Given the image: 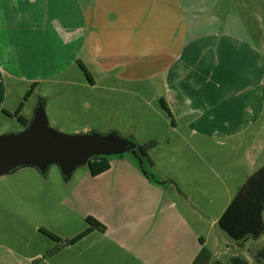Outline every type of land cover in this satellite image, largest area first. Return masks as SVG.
<instances>
[{"label": "crops", "instance_id": "0c3cea01", "mask_svg": "<svg viewBox=\"0 0 264 264\" xmlns=\"http://www.w3.org/2000/svg\"><path fill=\"white\" fill-rule=\"evenodd\" d=\"M144 80H160L166 113L197 127L200 144L235 143L264 104V0H0V119L17 121L22 103L27 122L40 103L71 116L97 89L113 102ZM108 162L100 175L87 166L76 176L61 203L84 226L57 236H78L88 218L104 230L63 247L50 264H192L209 243L204 211L172 175L160 173L157 184L127 156ZM251 241L235 245L246 251Z\"/></svg>", "mask_w": 264, "mask_h": 264}, {"label": "rangeland", "instance_id": "374dc122", "mask_svg": "<svg viewBox=\"0 0 264 264\" xmlns=\"http://www.w3.org/2000/svg\"><path fill=\"white\" fill-rule=\"evenodd\" d=\"M155 82L157 85L151 86L144 80L129 92L119 94L116 102L106 100L97 89L87 105L76 106L77 111L69 112L71 116L59 105L54 108L43 105L49 126L66 135L115 132L137 145L154 141L156 145L148 155L155 164L152 170L156 177L160 178V173L172 175L193 205L208 216L207 249L219 254L218 259L224 264H229V259L235 255L244 257L249 264H258L255 252L257 246L263 245L264 234L256 242L251 241L246 251L240 250L213 221L247 175L264 164V104L261 116L237 137L235 143L221 140L218 144H200L197 127L187 126L180 120L174 123L164 111L160 103V98L165 96L163 84L160 80ZM30 107L34 110L35 104ZM30 107L26 109V115H29ZM24 128L18 121L0 119V135L17 134ZM86 170V165L78 168L75 177L67 181L55 165L44 175L32 168H19L0 177V264H30L33 256H45L56 243L40 229L69 236L84 226L79 220L77 225L73 223L61 200L76 176ZM196 170L203 171H198L194 177L191 173ZM207 195L213 198V206L207 203ZM68 255L70 253L60 259L66 260ZM50 259L44 264H50Z\"/></svg>", "mask_w": 264, "mask_h": 264}, {"label": "water", "instance_id": "95a60500", "mask_svg": "<svg viewBox=\"0 0 264 264\" xmlns=\"http://www.w3.org/2000/svg\"><path fill=\"white\" fill-rule=\"evenodd\" d=\"M131 155L142 166L139 146L115 132L66 135L49 126L40 103L23 131L0 135V177L19 168H32L41 174L55 165L65 181L80 167L97 157ZM144 174V173H143ZM163 183V182H162Z\"/></svg>", "mask_w": 264, "mask_h": 264}, {"label": "trees", "instance_id": "16d2710c", "mask_svg": "<svg viewBox=\"0 0 264 264\" xmlns=\"http://www.w3.org/2000/svg\"><path fill=\"white\" fill-rule=\"evenodd\" d=\"M84 74L87 76V71L83 69ZM34 86L26 93L24 101H26L33 93ZM162 108L169 114V110L164 104L163 100H160ZM23 103L13 115L17 121L26 126L28 123L25 119L19 116L22 110ZM7 116L10 114L4 112ZM156 143L154 141L148 142L144 145H138L140 148V154L143 159L142 166L138 165V161L131 155H124L130 158V160L144 173L151 182L161 184L162 182L157 179L153 172V163L149 158L148 152L152 149ZM119 157V156H118ZM121 157V156H120ZM113 158V157H109ZM107 157H97L91 159L88 163V167L93 176L100 175L109 170V162ZM148 166V168H147ZM170 181H166L165 185ZM87 229L80 233L78 236L72 239H61L57 235L45 230L40 229V232L50 238L56 243L52 249H50L45 256L40 260L33 261L32 264H40L42 261L49 259L56 255L63 247H69L89 235L94 230L103 231L104 227L97 223L95 220L86 219ZM218 227L226 233L232 240L239 243L240 247L243 246L249 240L256 241L264 234V165L257 171L252 173L246 178L244 183L238 188L235 197L230 202L224 213L220 216L217 222ZM203 243V240L200 239ZM257 263H264V244L255 255ZM231 264H249L244 258L235 256L230 260ZM192 264H223L218 260H214L211 253L202 247L198 255L193 260Z\"/></svg>", "mask_w": 264, "mask_h": 264}, {"label": "built area", "instance_id": "2783aa9c", "mask_svg": "<svg viewBox=\"0 0 264 264\" xmlns=\"http://www.w3.org/2000/svg\"><path fill=\"white\" fill-rule=\"evenodd\" d=\"M30 264H32V263H30Z\"/></svg>", "mask_w": 264, "mask_h": 264}]
</instances>
